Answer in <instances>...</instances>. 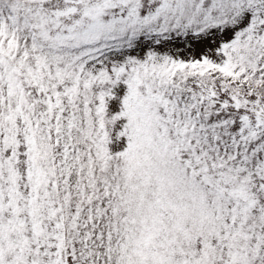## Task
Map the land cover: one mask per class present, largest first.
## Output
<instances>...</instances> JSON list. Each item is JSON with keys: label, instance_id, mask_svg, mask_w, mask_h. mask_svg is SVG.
Here are the masks:
<instances>
[{"label": "snow or ice", "instance_id": "obj_1", "mask_svg": "<svg viewBox=\"0 0 264 264\" xmlns=\"http://www.w3.org/2000/svg\"><path fill=\"white\" fill-rule=\"evenodd\" d=\"M0 264H264V0H0Z\"/></svg>", "mask_w": 264, "mask_h": 264}]
</instances>
